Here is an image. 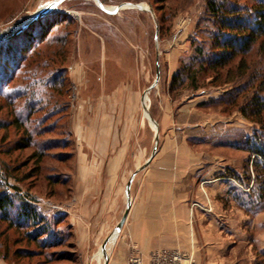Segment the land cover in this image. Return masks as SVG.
Returning a JSON list of instances; mask_svg holds the SVG:
<instances>
[{"label":"rangeland","instance_id":"rangeland-1","mask_svg":"<svg viewBox=\"0 0 264 264\" xmlns=\"http://www.w3.org/2000/svg\"><path fill=\"white\" fill-rule=\"evenodd\" d=\"M52 1L54 0H0V37L11 35L39 7ZM101 1L113 6L121 4L124 7H129L128 4L141 3L143 7H129L108 12L103 10L96 0L62 1L56 10L44 15V19L63 17L64 21L52 28L49 36L37 47L44 56L43 65L39 64L37 67L39 75L32 74L38 64L29 60V65L26 68L18 69L15 77L2 88L4 91L0 95V120L8 122L18 114L21 115L23 124L31 127L30 134L23 132V127L18 128L16 125L10 124L0 128V178L3 179V175L7 176L2 182L3 185L9 187L10 191L15 186L24 193L28 192L34 197L36 205L38 202H44L47 198L62 199L67 194L68 183L66 182L71 167V160L68 156H71L75 147L69 126L72 116L70 109L75 102L76 104H83V99L91 93L98 95L104 66V51L113 62L121 61L120 57L123 53L125 57L123 61L128 62L130 66L128 70L131 71L133 68L132 71H139L141 77L139 95L140 100H142L140 101L142 105L139 112L140 117L143 116L146 119L147 114L151 117L152 114H156L168 95L172 99H178L180 94H183L184 101H186L196 94L193 103H197L196 107L199 110L188 112L187 119L204 120L207 116L216 117L220 115L219 117L224 120L236 122L233 126L221 128L218 132L216 130L212 137L208 133L209 131L203 133L202 130L200 132L198 130L196 134L199 136L196 139H202L204 135L213 141L231 142L233 145L228 146L232 148H235L234 145L236 144L242 145L248 137L260 136L264 140V128L249 119H245L237 110V106L225 107L213 103L205 106L200 105L203 101L217 98L229 88V85L221 86L222 88L215 87L218 82H210L208 79L212 74L199 78L200 87L198 89L187 87L182 92L178 90L170 92L169 85L172 75L178 69L181 61L186 60L191 54V44L193 42L196 44L204 37L205 22L200 21V19L204 14L205 0ZM101 39L106 42L104 50L98 44ZM14 45H21L20 38ZM124 51L130 52L127 54ZM156 56L158 57L160 79L158 86L153 87ZM172 60H175V64L177 63V68L171 74L173 70ZM108 61L109 70L113 71L112 61ZM235 64L236 62L233 65ZM50 71L55 74L54 83L57 85L60 94L57 91L54 94L59 96L60 102L57 105L46 104L45 107L43 102L31 98L30 91L34 88L36 90L37 88L42 89L43 86L37 84L35 80L39 76H43L42 72ZM3 77L0 74V80ZM23 80L24 84L29 83L26 89L21 87ZM102 83H107L106 92L110 95L112 92L110 87L116 83V80L110 81L109 77V80H102ZM30 85L31 88H29ZM15 89L16 92H13ZM43 91L46 89L43 88ZM96 96L92 101H97ZM111 107L113 104L108 102V109ZM109 114L113 115L111 112ZM114 119L116 118L114 117ZM239 127H243L246 131L250 130V136L245 137L243 129L239 130ZM27 135L31 138V144L25 147L22 142L28 137ZM208 145L202 142L191 146L199 152L220 153L225 157L239 154V152L228 147L217 148V145L213 143ZM138 147L141 156L150 154L151 139L147 141L146 138L142 137ZM235 149L239 150L240 148ZM246 155L245 165L239 166L242 175H236V177L248 191L250 187L252 190L257 187L258 182L255 181V172L252 169L254 155L251 158L247 152ZM234 163V161L230 162L232 165H235ZM236 169L239 170L238 167ZM48 175H52L54 179L58 177L60 182L65 181L64 186L54 185L53 187L59 191V195L52 197V184ZM252 193L254 194L252 201L255 208L251 209L247 205H240L227 194L218 200L219 213L220 217L227 220L224 225L231 230L241 227V220L239 219L243 217L241 216L243 212L248 216L249 220L242 222V228L246 232L251 229L252 236L248 242H237L235 253L239 259L247 256L249 259V252H251V255L254 254L255 256V260H251L252 264L255 263L256 259H259L260 264H264V256L257 258V251H260L259 247H262L261 251L264 250V193H262L263 198L261 199L258 197L259 190L257 192L253 190ZM42 198L45 199L42 200ZM37 207L40 209V205ZM116 215V219H118L119 214ZM116 219L114 217L112 223ZM54 227L59 229V234L65 239V244L38 248L35 243L28 242L22 237L24 231L28 229L27 227L16 230L13 227L10 228L7 221L0 220V264H77L79 261L77 254L73 257V261L61 258H69V255H58L62 251L70 252L74 248V244L72 248L68 244L71 237L66 219ZM221 229L224 230V227L221 226ZM225 232L224 230L222 233L225 235ZM227 235L229 236L230 233L228 232ZM259 236H261V240ZM234 238L229 237L227 244ZM37 248L39 252H36V255L27 256L25 253L26 255L20 256L14 254V251L18 249L35 250ZM5 252L7 257L4 259ZM184 257L186 263L194 264L190 256L185 255ZM88 258L89 260H86L84 264H89L92 254ZM231 258H227V262L224 258H220L219 261L221 264H228V261L231 264Z\"/></svg>","mask_w":264,"mask_h":264},{"label":"crops","instance_id":"crops-1","mask_svg":"<svg viewBox=\"0 0 264 264\" xmlns=\"http://www.w3.org/2000/svg\"><path fill=\"white\" fill-rule=\"evenodd\" d=\"M98 44L104 50L106 42L101 39ZM103 54L101 81L110 77V81L116 80V83L110 87L109 95L107 83L100 81L97 96L91 93L83 99V104L75 102L71 106L69 126L75 147L68 171L69 191L62 199L42 198L44 202L37 203L39 210L47 215L65 216L73 251L78 255L77 264L88 261L90 254L89 264H102L104 253L107 264H133L130 258L135 256L140 260L138 264H148L161 250H177L190 256L194 264H221L220 258L227 262L229 257H232L231 264H252L255 256L251 252L249 259L248 256L239 259L235 253L236 243L248 242L252 236L251 229L246 232L242 228L248 216L243 212L239 219L241 227L231 230L224 225L227 220L220 217L218 201L228 194L233 201L246 206L233 196L246 192L236 177L242 175L239 166L245 165L246 152L228 146L232 145L228 141H213L204 135L196 139L198 130L209 131L212 137L216 130L236 122L224 120L220 115L189 120L188 112L198 109L197 103H193L196 94L186 101L183 94L178 99L168 95L156 114H152L159 131L156 152L148 165L136 172L155 147L156 129L148 114L146 119L139 115L142 107L139 71L128 70L130 66L123 61V53L119 62H113L105 51ZM108 60L113 63V71L109 70ZM174 61L171 74L177 68ZM95 96L96 102L92 101ZM108 102L113 104L111 109ZM241 128L245 137L250 136V130L243 127L239 130ZM142 137L147 141L151 139L150 154L146 156L139 152ZM202 142L213 143L217 148L228 147L239 154L225 157L220 153L196 151L193 146ZM231 161L235 165L230 164ZM134 173L126 188V182ZM128 197L129 210L120 232L116 237L113 234L101 250L102 241L113 231L126 209ZM116 214H119L118 219ZM114 217L116 221L112 223ZM229 237L235 238L227 244Z\"/></svg>","mask_w":264,"mask_h":264},{"label":"trees","instance_id":"trees-1","mask_svg":"<svg viewBox=\"0 0 264 264\" xmlns=\"http://www.w3.org/2000/svg\"><path fill=\"white\" fill-rule=\"evenodd\" d=\"M44 17L43 15L37 18L17 35L4 36L0 39V74L4 76L0 80V95L4 91L2 88L15 77L17 70L29 65V60L38 64L32 74L39 75L37 67L39 64L43 65L44 56L37 47L49 36L52 28L64 21L63 17L49 19ZM201 20L205 22L204 37L196 44L194 42L191 44V54L186 60L181 61L172 75L170 92L177 90L182 92L187 87L198 89L199 78L212 74L208 79L210 82H218L215 87L222 88L224 85H229V88L217 98L203 101L200 105L213 103L225 107L237 106V110L245 119L264 128V0H205ZM19 38L21 45L15 46L14 43ZM235 62L236 64L233 65ZM42 75L36 78L35 82L41 84L46 91H43V88H37V90L34 88L30 91L31 98L43 102L45 107L46 104L57 105L60 99L54 92L60 93L54 83L55 74L50 71L42 72ZM28 85L29 83L24 84L23 80L21 87L26 89ZM16 89L13 92H16ZM21 120V115L18 114L8 122L0 120V128L11 124L18 128L23 127V132L30 134L31 127L25 126ZM27 136L22 142L25 147L31 144V138ZM234 147L246 151L250 158L254 155L252 169L258 184L253 190L255 192L259 190L258 197L263 198L264 140L260 136L248 137L242 145L236 144ZM72 155L73 153L68 158L71 159ZM39 157L38 155L40 160ZM5 178H7L5 175L3 179L0 178V220L7 221L8 226L16 230L27 227L22 237L28 242L35 243L38 248L64 245L65 239L59 234V229L54 226L61 223L65 216L63 214L47 215L41 212L35 204L34 197L28 192L24 193L15 186L10 191L8 186L3 185L2 180L5 181ZM48 179L52 184V197L59 195V191L53 187L54 185L64 186L65 181L60 182L58 177L54 179L52 175H48ZM66 183L69 186V177ZM253 190L250 187L248 191L242 193L243 195L235 193L233 196L238 201H244L252 209L255 206L252 201ZM68 191L67 188V193ZM67 226L70 231L68 224ZM68 244L71 248L73 247L71 240ZM38 248L18 249L14 251V254L36 255V252H39ZM75 254L72 249L70 252L62 251L58 255H69V258H61L73 261ZM261 256H264V250L257 251V258ZM6 257L5 252L3 258ZM254 264H260L259 259H256Z\"/></svg>","mask_w":264,"mask_h":264},{"label":"water","instance_id":"water-1","mask_svg":"<svg viewBox=\"0 0 264 264\" xmlns=\"http://www.w3.org/2000/svg\"><path fill=\"white\" fill-rule=\"evenodd\" d=\"M64 0H54L52 2H49L47 5H44L43 7H39L36 12L31 16L29 17L28 19H26L24 22H22L16 29V31H14L11 35L9 36H12L20 31H22L25 27H27L28 25H30L32 22H34L37 18H40L41 16L47 14V13H50L54 10H56V7ZM100 2L102 3V5L104 6H108V7H113V8H110V9H122V8H129V7H124V6H121V4H118V5H109L103 1L100 0ZM142 4L141 3H133L132 6L130 7H136V8H139ZM8 36V37H9ZM4 37H0V39H2ZM157 61H158V57L156 56V72H155V78H154V83H153V87H157L158 86V83H159V79H160V73H159V69H158V64H157ZM148 113V112H147ZM148 118L149 120L153 123V125L155 126V129H156V132H155V147L154 149L152 150V153L150 154L149 158L147 159V161L141 165V167H139V169L136 171L138 172L139 170H142L144 169L149 161L152 159V157L154 156L155 152H156V149H157V143H158V138H159V131H158V125H157V122L155 121V119L153 117H151L149 114H148ZM135 172V173H136ZM135 173L128 179V181L126 182V188H129L131 182H132V179L135 175ZM129 205H130V198L128 197L127 199V206H126V209L124 210L120 220L118 221V223L116 224V226L114 227L113 231L102 241L101 245H100V249L103 250L104 246L107 244V242L110 240V238L112 237V235L114 234V236L116 237V235L120 232L121 230V227L126 219V216L128 214V210H129ZM102 264H107V259H105V261L102 263Z\"/></svg>","mask_w":264,"mask_h":264},{"label":"built area","instance_id":"built-area-1","mask_svg":"<svg viewBox=\"0 0 264 264\" xmlns=\"http://www.w3.org/2000/svg\"><path fill=\"white\" fill-rule=\"evenodd\" d=\"M185 255L177 250H161L157 251L148 264H188L185 262ZM130 262L133 264L140 263L138 257H131Z\"/></svg>","mask_w":264,"mask_h":264},{"label":"bare ground","instance_id":"bare-ground-1","mask_svg":"<svg viewBox=\"0 0 264 264\" xmlns=\"http://www.w3.org/2000/svg\"><path fill=\"white\" fill-rule=\"evenodd\" d=\"M96 2L98 3V5L103 9V10H105V11H108V12H111V11H114V10H117V9H110V8H113V7H108V6H103L100 2H99V0H96ZM48 4V3H47ZM47 4H45V5H47ZM133 4H128V6L130 7V6H132ZM122 6V5H121ZM124 6V5H123ZM43 7V6H42ZM143 7V5H141L139 8H142ZM104 248H105V246H104ZM103 248V249H104ZM99 255H100V253H101V251L99 250ZM104 257H105V259H107V256H106V254L104 253ZM97 258V257H96ZM105 259H104V261H105ZM96 261H97V259H96ZM101 262H103V260L101 261Z\"/></svg>","mask_w":264,"mask_h":264}]
</instances>
